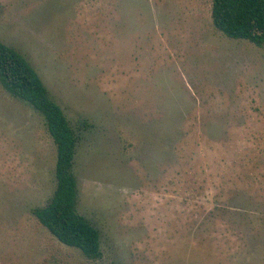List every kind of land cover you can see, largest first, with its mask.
<instances>
[{
	"label": "rangeland",
	"instance_id": "1",
	"mask_svg": "<svg viewBox=\"0 0 264 264\" xmlns=\"http://www.w3.org/2000/svg\"><path fill=\"white\" fill-rule=\"evenodd\" d=\"M213 0H0V41L78 137L88 259L35 217L53 196L45 120L0 85V264H264V48Z\"/></svg>",
	"mask_w": 264,
	"mask_h": 264
},
{
	"label": "trees",
	"instance_id": "2",
	"mask_svg": "<svg viewBox=\"0 0 264 264\" xmlns=\"http://www.w3.org/2000/svg\"><path fill=\"white\" fill-rule=\"evenodd\" d=\"M212 20L226 37L264 48V0H213ZM0 85L43 116L57 147V185L48 204L34 210L35 217L62 244L80 250L88 259H99L100 232L77 210L78 183L73 172L77 134L31 63L1 41Z\"/></svg>",
	"mask_w": 264,
	"mask_h": 264
}]
</instances>
